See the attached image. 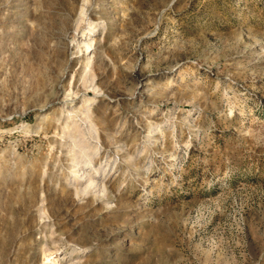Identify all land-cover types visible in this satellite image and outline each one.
Instances as JSON below:
<instances>
[{
	"label": "rangeland",
	"instance_id": "374dc122",
	"mask_svg": "<svg viewBox=\"0 0 264 264\" xmlns=\"http://www.w3.org/2000/svg\"><path fill=\"white\" fill-rule=\"evenodd\" d=\"M0 264H264V0H0Z\"/></svg>",
	"mask_w": 264,
	"mask_h": 264
}]
</instances>
